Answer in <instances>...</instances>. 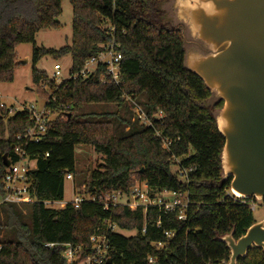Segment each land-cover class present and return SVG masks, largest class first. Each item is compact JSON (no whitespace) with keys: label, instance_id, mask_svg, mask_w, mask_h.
I'll use <instances>...</instances> for the list:
<instances>
[{"label":"trees","instance_id":"obj_1","mask_svg":"<svg viewBox=\"0 0 264 264\" xmlns=\"http://www.w3.org/2000/svg\"><path fill=\"white\" fill-rule=\"evenodd\" d=\"M70 2L71 43L54 49L39 47L36 36L41 30L60 28L62 0H0V82L13 81L20 65L17 46L32 43L33 81L46 90L40 94L47 97L52 114L58 113L39 143L26 144L17 136L34 124L29 113L9 115L0 103V200L7 170L4 156L16 161L17 146L34 161L28 183L35 199L0 202V264H68L61 245H84L90 254V237L97 233L107 234L110 248L103 264L228 263L230 249L219 238L233 232L238 239L256 222L250 205L256 200L235 201L228 195L230 180L224 179L221 165L225 138L215 119L224 102L213 98L205 82L186 67L184 25L169 21L167 0ZM113 35L122 44L120 86L103 83L104 66L89 76L80 74ZM47 55H69L70 74H79L57 83L35 67ZM128 96L142 105L150 126L133 119ZM160 111L163 117L158 119ZM164 138L172 141L169 148L163 146ZM77 145H90L104 156L82 184L85 195L129 193L137 182L146 181L155 191L187 193V219H178V211L156 207L132 210L122 204L105 210L92 200L79 207H48L47 201H64L66 176L77 172ZM175 158L191 170L188 181L174 169ZM106 220L137 234L109 232ZM166 231L175 236L168 239ZM52 243L58 245L46 246ZM237 264H264V250L250 249Z\"/></svg>","mask_w":264,"mask_h":264},{"label":"water","instance_id":"obj_2","mask_svg":"<svg viewBox=\"0 0 264 264\" xmlns=\"http://www.w3.org/2000/svg\"><path fill=\"white\" fill-rule=\"evenodd\" d=\"M172 10L202 45L186 46V67L224 102L215 111L223 177L242 198L264 200V0H174ZM219 240L230 249L226 264H237L250 249L264 250V219Z\"/></svg>","mask_w":264,"mask_h":264},{"label":"built area","instance_id":"obj_3","mask_svg":"<svg viewBox=\"0 0 264 264\" xmlns=\"http://www.w3.org/2000/svg\"><path fill=\"white\" fill-rule=\"evenodd\" d=\"M121 45L122 44L119 41L115 40L113 35V38L110 41L101 45L102 50L86 62L80 74L82 76H89L98 66H104L107 77L103 78V83H113L120 86L123 83L121 72L123 55L120 50ZM54 71L53 77L60 83L64 79L76 77L79 74L69 73L66 78L62 79L61 65L58 63L54 65ZM127 100L129 101L130 109L133 111V119H139L140 123L150 126L152 120L145 113L142 105L137 103L131 96H128ZM23 111L29 113L34 124L29 127L25 133L18 135L17 139L26 144L39 143L47 132L48 123L53 120L52 111L46 106V104H44L42 108H38L35 105H31L29 108L24 107ZM155 117L158 119L162 118L163 113L160 111ZM171 143L172 141L170 139H163V146L165 148H169ZM15 153L17 155V160L13 162L11 161L10 166L7 167L3 179L4 195L0 202L14 204L34 202L35 199L29 193L28 183V174L34 165H31L23 146H17L15 148ZM175 161L179 176L188 181V173L191 170L188 171V169L182 167L179 159L175 158ZM32 162L34 163V161ZM72 177L71 174L66 176V178ZM82 189L83 193H77L74 200L70 202L75 207H79L85 200H92L102 205L105 210H112L122 204L127 205L132 210H136L140 207H143L145 210L149 207H156L159 211L164 212L178 211V219H187V210L190 204L187 193H179L171 190L155 191L146 181L137 182L129 193L117 191L100 197L85 195V185H83ZM228 195L235 201L244 199L231 190L228 192ZM252 202L253 201L250 202V205ZM54 203L56 202L47 201L46 205L50 207V205ZM65 205L66 204L63 203L61 204L62 207ZM105 223L108 224L107 231L117 232L118 229L116 228L115 223H112L110 220H106ZM143 231L145 232V229ZM165 235L170 239L175 236V232L166 231ZM56 245L58 244L52 243L47 244L46 246L54 247ZM61 246V256L68 264H103L107 260L110 251L106 233H97L90 237V248L92 251L90 254L86 252L84 245L65 243ZM150 261L152 262L153 259L151 258Z\"/></svg>","mask_w":264,"mask_h":264},{"label":"rangeland","instance_id":"obj_4","mask_svg":"<svg viewBox=\"0 0 264 264\" xmlns=\"http://www.w3.org/2000/svg\"><path fill=\"white\" fill-rule=\"evenodd\" d=\"M174 0H167L164 4V8L167 11L168 19L173 24H179L178 19L174 11L172 10V3ZM61 26L60 28L45 29L37 33L36 44L45 46L47 48L59 49L72 40V23H73V8L70 0H62V14L58 18ZM186 46L201 48L202 45L199 41L192 39L187 29H185ZM33 44L22 43L16 48L18 65L14 70V78L12 82H0V103L10 110L9 115H15L16 112H20L24 107L29 108L31 105H35L38 108H42L46 103L40 93L45 92L43 87L37 85L33 81L34 64L33 58ZM58 63L61 65L62 79L66 78L71 69V57L69 55L56 59L52 55L43 57L35 66L40 71H45L49 76L53 77L54 65ZM57 83H60L57 81ZM214 103V102H212ZM53 119L58 117V113H53ZM128 129V128H127ZM104 156L97 153L90 145H77L75 148V161L77 172L72 178L65 179V196L63 202H56L50 207L61 208V204H68L72 202L76 196L75 191H83L82 184L90 180L91 171L97 167L99 163H102ZM31 165L34 163L30 161ZM174 169L177 170V166L174 165ZM254 210V217L256 221L264 219V201H256L251 203ZM117 232L127 237L137 234L134 229L124 230L117 224Z\"/></svg>","mask_w":264,"mask_h":264}]
</instances>
